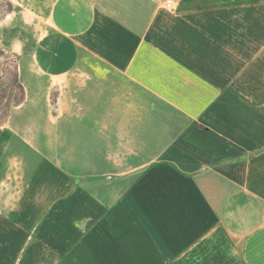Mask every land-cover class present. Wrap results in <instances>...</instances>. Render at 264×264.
<instances>
[{"label":"crops","instance_id":"crops-1","mask_svg":"<svg viewBox=\"0 0 264 264\" xmlns=\"http://www.w3.org/2000/svg\"><path fill=\"white\" fill-rule=\"evenodd\" d=\"M63 3L67 28L31 50L59 94L31 177L0 204V264H264V0L182 1L167 45L149 1L90 19L85 0ZM85 25L139 44L117 58ZM21 84L16 110L41 106Z\"/></svg>","mask_w":264,"mask_h":264},{"label":"rangeland","instance_id":"rangeland-1","mask_svg":"<svg viewBox=\"0 0 264 264\" xmlns=\"http://www.w3.org/2000/svg\"><path fill=\"white\" fill-rule=\"evenodd\" d=\"M85 1L87 4L82 7V9H85L83 10L84 18L88 17L90 19L97 12L99 14L103 12L102 15L106 17V11L102 10L101 6H105V3L110 0ZM92 1L96 2L97 9L91 7ZM113 1L114 4L119 1V11L122 15L121 18H123V15L125 16L128 13L124 6L127 0ZM143 1L145 0H137V2ZM146 1L155 6L156 9L153 12L161 13L166 20L163 23V31L156 32L152 36V41L167 45L166 39L168 38L166 34H169V29H171V26L169 27L167 23H169L168 20L171 21L170 19L175 17L176 7L182 1L203 0H173L174 6L172 8L166 7L168 0ZM95 4L92 3V5ZM69 12V9H65L63 0H0V204L4 207L15 200L16 192L21 187V180L31 177V171L39 160L31 150L32 144H35V146L38 144V139L34 138L33 135L34 133L38 135V133L47 132L46 128L49 125V122H47V111L49 109L46 105L47 100L49 97L52 103H55L59 94L56 89L49 90L50 80L43 78L32 69V46L38 34L45 35L51 30L63 31L64 28H67L66 21ZM139 26L143 25L140 24ZM127 30L128 27L123 25L119 27L105 25L103 28L85 25L84 28L87 35L99 38L98 47L103 52L113 49L117 58L128 51L129 45L131 47L133 43L139 44L137 39L133 41L132 34L129 35L130 33ZM129 38L131 39L129 40ZM12 47L19 54L12 52ZM170 49L174 50L173 48ZM81 64L95 65L101 63H97L88 53ZM19 66H22L25 71L29 70L27 75L25 73L22 76L18 74L19 81L32 85L35 88L33 92L36 95H39V92L41 94V106L36 107V109L31 107L34 102L30 100L23 110H16L15 102L21 96V92L16 85L17 67ZM32 77H34L33 80ZM63 125L64 122L60 124V127L62 128ZM25 252L19 251L18 257H22V253ZM10 253L12 257L8 259L14 261L17 251L10 250Z\"/></svg>","mask_w":264,"mask_h":264},{"label":"trees","instance_id":"trees-1","mask_svg":"<svg viewBox=\"0 0 264 264\" xmlns=\"http://www.w3.org/2000/svg\"><path fill=\"white\" fill-rule=\"evenodd\" d=\"M17 76H16V85H17V87H18V89L20 90V92H21V96H20V98L19 99H17V101L15 102V107H17V106H19V105H21L23 102H24V100H25V89H24V87L22 86V84H21V82L19 81V78H18V67H17V74H16ZM0 105H1V103H0ZM6 107H7V105H6ZM0 121H1V119H0Z\"/></svg>","mask_w":264,"mask_h":264},{"label":"built area","instance_id":"built-area-1","mask_svg":"<svg viewBox=\"0 0 264 264\" xmlns=\"http://www.w3.org/2000/svg\"><path fill=\"white\" fill-rule=\"evenodd\" d=\"M173 6H174V1L173 0H168L167 4H166V7L167 8H172Z\"/></svg>","mask_w":264,"mask_h":264}]
</instances>
